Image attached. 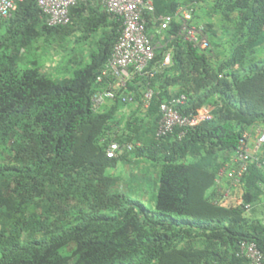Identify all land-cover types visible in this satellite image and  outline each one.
Here are the masks:
<instances>
[{
	"label": "trees",
	"instance_id": "obj_1",
	"mask_svg": "<svg viewBox=\"0 0 264 264\" xmlns=\"http://www.w3.org/2000/svg\"><path fill=\"white\" fill-rule=\"evenodd\" d=\"M86 1L72 8L71 25L77 18L87 21L89 32L101 25L110 30L100 41L99 51L71 79L56 82L36 68L18 72L11 59L0 57V146L20 132L15 162L0 166V264L207 263L216 248L178 247L191 228L203 231L210 244L230 240L227 264H243L235 255L241 240L253 241L264 252V225L243 215L245 205L254 202V192L260 190L257 183H264L263 166L255 161L248 166L239 206L215 204L216 189L208 192L223 162L233 155L242 130L256 121L264 123V61L247 56L248 48L262 34L264 0H225L226 12L238 14L236 45L229 61L216 69L205 53L177 37L171 39L178 28L171 24L166 30L168 46L161 56L155 51L151 65L160 62L168 50L171 64L151 78L135 75L127 83L130 93L139 82L145 85V93L159 85L148 100L143 127L128 133L125 142L115 134L105 135L115 107L98 113L91 109L95 78L119 35L121 19L107 13L98 0L93 8ZM191 1L153 0L152 15L158 20ZM85 10L88 14L82 17ZM36 14L44 21L36 0H24L12 17L0 23L17 21L21 26ZM152 15H146L148 31ZM71 25L49 27L44 21L42 28L52 31ZM204 26L209 35L211 26ZM170 67L173 75L161 74ZM227 67L233 69L227 71ZM175 85L179 86L175 95L187 96L181 112L211 106L213 118L186 130L180 138V129L157 138L159 105L171 97L165 89ZM114 141L134 146L108 157ZM132 151L162 160L153 209L113 191L114 179L105 174ZM190 154L197 158L187 163L183 159ZM108 209L116 213L105 212ZM24 229L40 236L24 242ZM69 242L75 245L73 255L63 256L58 249Z\"/></svg>",
	"mask_w": 264,
	"mask_h": 264
},
{
	"label": "rangeland",
	"instance_id": "obj_2",
	"mask_svg": "<svg viewBox=\"0 0 264 264\" xmlns=\"http://www.w3.org/2000/svg\"><path fill=\"white\" fill-rule=\"evenodd\" d=\"M225 8V0H200L194 15V23L213 26L208 35L210 49L205 54L214 69L229 61L236 45L235 28L238 14L236 11L227 13ZM43 22L42 17L36 14L21 26L17 21L0 23V57L11 59L18 72L27 68H36L40 74L56 82L71 79L79 69L86 66L91 60V54L99 51L100 41L105 39L103 37L110 30L108 26L101 25L97 31L89 32L87 21H79L76 18L74 24L69 27L46 31L42 28ZM212 31L215 33L213 34ZM153 43L160 45L156 47V53L161 56L162 51L168 46L166 31L158 33ZM247 56L249 59L264 61V27L260 40L248 48ZM232 69L227 67L226 70ZM174 73L171 67L161 71L163 75ZM158 85V82L153 85L152 90L158 91ZM134 87L135 89L131 91L132 101L120 103L116 98L108 100L99 111L106 112L113 107L116 109L110 121V127L106 130V137L115 134L121 142L129 141L128 133L136 127H143L147 107V101L144 98L145 85L139 82ZM19 137L20 132L17 131L3 146H0V166L15 162V142ZM153 154L160 155L155 152ZM124 156V160L119 161L115 167L105 170V174L114 179L113 191L139 200L148 209H153L162 160L136 156L135 151L125 153ZM231 157L232 155L223 162L222 166L228 163ZM196 158V155L190 154L183 160L189 163ZM35 211L40 213L41 208L36 206ZM105 212L114 214L116 210L108 209ZM190 233L180 240L178 247H210L211 250L216 248V254L211 255L207 263L201 264H227V258L232 251L230 240L227 239L224 244L221 241L210 244L203 231L191 228ZM32 236L38 237L40 233L24 229L21 240L25 242ZM74 249V243L69 242L58 251L63 256H72Z\"/></svg>",
	"mask_w": 264,
	"mask_h": 264
},
{
	"label": "built area",
	"instance_id": "obj_3",
	"mask_svg": "<svg viewBox=\"0 0 264 264\" xmlns=\"http://www.w3.org/2000/svg\"><path fill=\"white\" fill-rule=\"evenodd\" d=\"M24 0H0V22L12 17L18 4ZM83 0H36L45 24L49 27H63L72 24L71 10ZM105 11L121 19V30L115 40L111 53L100 72L95 78L97 86L91 96V109L98 113L108 100L118 99L120 103L132 101L133 95L127 92V83L140 75L153 77L155 73L171 64V51L163 53L160 62L151 65L154 61L156 47L151 40L147 29V14L154 13L153 0H98ZM199 0H192L187 5H179L171 14L158 18L160 21L159 32L166 31L172 23L178 25L175 37L191 44L202 53L210 49L209 36L204 25L193 21L196 5ZM152 90L148 89L144 98L148 103ZM187 101L185 94L172 95L162 101L159 105L160 119L156 129V137L163 138L180 129L178 137H182L186 130L199 125L204 120L213 118L211 106L197 107L189 113L181 112V107ZM264 144V130L259 133L255 141L256 149ZM134 145H120L111 142L106 155L112 157L115 152L126 148L131 150ZM140 146V143H136ZM255 161L264 166V160L254 156L247 146V135L242 134L237 147L228 163L219 168L215 182L221 177H226L231 186L241 185L248 166ZM218 185V184H217ZM217 195L213 203L224 206L228 193L215 188ZM249 205H245L248 209ZM237 258L242 259L243 264H264V252H262L253 241L241 240L237 244L235 252Z\"/></svg>",
	"mask_w": 264,
	"mask_h": 264
},
{
	"label": "crops",
	"instance_id": "obj_4",
	"mask_svg": "<svg viewBox=\"0 0 264 264\" xmlns=\"http://www.w3.org/2000/svg\"><path fill=\"white\" fill-rule=\"evenodd\" d=\"M96 1L97 0H87L85 3L88 8H93L96 5ZM168 1L174 3L177 2L181 4L187 2L188 0H168ZM87 12L88 11L85 10V12L82 14V17H86L88 14ZM159 23L157 18H155L154 15H152V19L149 25V33L152 41L154 40L155 36L158 35V33H160ZM211 29H213V26L210 27V30ZM212 33L214 34L215 32L212 31ZM165 90L169 95L172 96L179 92V86L178 85L168 86ZM263 130H264V123L260 121H256L253 124L244 128L242 132L247 135V146L251 154L264 160V144L261 147H259V149H256L255 147L256 138L259 135V133ZM261 174L264 177V166L261 167ZM257 185L259 186L260 190L259 192H254L256 198L254 202L248 204L249 208L243 212V215L245 218H247L250 221H258L264 225V183L259 182L257 183ZM217 186L218 189L222 191H226L228 193V198L224 202V206L235 207L243 203L244 183H241V185L238 186H231L229 180L226 177H221L219 182L218 183L215 182L213 187L208 192L210 193Z\"/></svg>",
	"mask_w": 264,
	"mask_h": 264
}]
</instances>
